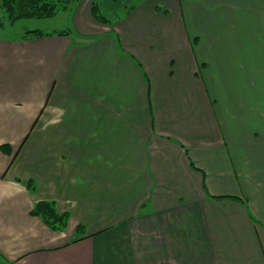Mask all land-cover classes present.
<instances>
[{
  "label": "crops",
  "instance_id": "0c3cea01",
  "mask_svg": "<svg viewBox=\"0 0 264 264\" xmlns=\"http://www.w3.org/2000/svg\"><path fill=\"white\" fill-rule=\"evenodd\" d=\"M133 1L0 39L2 263L264 264V0Z\"/></svg>",
  "mask_w": 264,
  "mask_h": 264
},
{
  "label": "trees",
  "instance_id": "16d2710c",
  "mask_svg": "<svg viewBox=\"0 0 264 264\" xmlns=\"http://www.w3.org/2000/svg\"><path fill=\"white\" fill-rule=\"evenodd\" d=\"M142 0H134L122 11L116 13H105L99 6L98 2H94L91 6L92 18L101 24L115 25L120 22L134 7ZM77 0H0V39H20L34 40L41 38L44 34L39 30H25L19 37L3 36V31L12 27L19 20H41L50 19L57 16L61 12H70ZM57 35L70 36L73 31L66 30L56 33ZM28 190L35 192L34 183H28ZM31 216L39 217L45 226L53 232H62L65 230L69 215L59 214L56 211L53 202H37L33 205ZM79 235H85L82 227L77 230ZM0 264L2 258L0 257Z\"/></svg>",
  "mask_w": 264,
  "mask_h": 264
},
{
  "label": "rangeland",
  "instance_id": "374dc122",
  "mask_svg": "<svg viewBox=\"0 0 264 264\" xmlns=\"http://www.w3.org/2000/svg\"><path fill=\"white\" fill-rule=\"evenodd\" d=\"M1 16V12H0ZM69 27L68 21H67V14L65 12L59 13L57 16L50 18V19H41V20H19L17 21L12 27H9L8 29H5L3 31V36H10V37H19L25 30H41L43 32H47L53 29H63ZM20 71V73H19ZM23 69H20V65L17 64V88L23 87ZM19 73V75H18ZM30 74L32 75V80L30 82L31 90L34 88V86L39 85L40 83V70L33 69L30 71ZM38 92L35 95H32V97H27L26 100L31 102V106L36 107L38 106L39 101L41 99L39 98ZM39 114V110L36 113H32V121L35 119V122L37 120ZM31 121V122H32ZM32 124V123H31ZM29 127L23 128V127H17L16 133H19V131H22L24 133H20L22 136L19 138L20 141L25 139L29 132Z\"/></svg>",
  "mask_w": 264,
  "mask_h": 264
}]
</instances>
